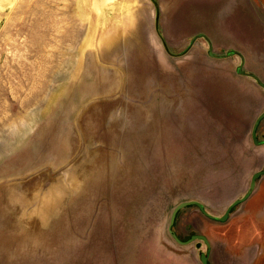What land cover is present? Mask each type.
<instances>
[{"label":"rangeland","instance_id":"374dc122","mask_svg":"<svg viewBox=\"0 0 264 264\" xmlns=\"http://www.w3.org/2000/svg\"><path fill=\"white\" fill-rule=\"evenodd\" d=\"M259 82L264 0H0V264H201L170 214L264 169ZM172 229L264 264V176Z\"/></svg>","mask_w":264,"mask_h":264},{"label":"water","instance_id":"95a60500","mask_svg":"<svg viewBox=\"0 0 264 264\" xmlns=\"http://www.w3.org/2000/svg\"><path fill=\"white\" fill-rule=\"evenodd\" d=\"M210 55L212 56L213 54L211 52H209ZM233 52L229 53V55H232ZM238 73H241V70L240 68L237 70ZM263 89H264V84L259 82L258 83ZM264 119V112L261 113L257 119L255 120L254 124H253V127H252V130H251V137H252V141H253V144L254 145H260L262 144L259 140H258V137H257V128H258V125L260 124V122ZM264 176V169L262 170H259L255 173L252 174L251 176V180H250V183H249V188H248V191L246 192V194L240 198V199H236L234 200L228 207L227 209L225 210L224 214L217 218L211 214H209L206 210H205V207L203 204H201L199 201H196V200H189V201H182L180 203H178L171 211V214H170V220H169V225H168V232L169 234L172 236V238L175 240V242H177L178 244L180 245H188L190 244L191 242L193 241H202L204 242V244L207 246V252L206 253H201L199 258H200V262L201 264H209L208 263V255H209V251H210V244H209V241L207 240V238L203 235H199V234H194V235H191L187 240H181L180 238L177 237V235L174 233L173 231V224L175 222V218H176V215L178 214L179 211H181L182 209L188 207V206H196L200 212L202 214H204L206 217H208L209 219H212V220H217L219 222H224L230 212L232 211L233 208H235L236 206H238L239 204L243 203L244 201H246L249 196L251 195V193L253 192L255 186H256V182L257 180Z\"/></svg>","mask_w":264,"mask_h":264},{"label":"flooded vegetation","instance_id":"af4514ba","mask_svg":"<svg viewBox=\"0 0 264 264\" xmlns=\"http://www.w3.org/2000/svg\"><path fill=\"white\" fill-rule=\"evenodd\" d=\"M179 238V237H178Z\"/></svg>","mask_w":264,"mask_h":264}]
</instances>
